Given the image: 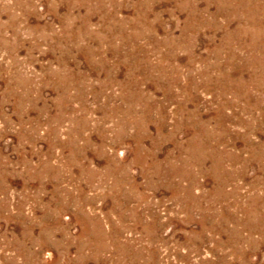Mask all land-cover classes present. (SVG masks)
I'll return each mask as SVG.
<instances>
[{
	"label": "rangeland",
	"instance_id": "374dc122",
	"mask_svg": "<svg viewBox=\"0 0 264 264\" xmlns=\"http://www.w3.org/2000/svg\"><path fill=\"white\" fill-rule=\"evenodd\" d=\"M0 264H264V0H0Z\"/></svg>",
	"mask_w": 264,
	"mask_h": 264
}]
</instances>
